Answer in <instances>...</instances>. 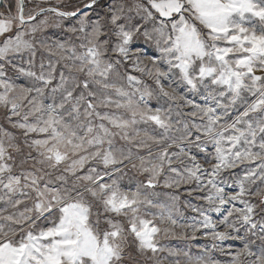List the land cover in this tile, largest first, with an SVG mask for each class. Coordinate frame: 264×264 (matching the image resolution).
<instances>
[{"label":"snow or ice","instance_id":"obj_1","mask_svg":"<svg viewBox=\"0 0 264 264\" xmlns=\"http://www.w3.org/2000/svg\"><path fill=\"white\" fill-rule=\"evenodd\" d=\"M0 117V264H264V0H0Z\"/></svg>","mask_w":264,"mask_h":264},{"label":"rangeland","instance_id":"obj_2","mask_svg":"<svg viewBox=\"0 0 264 264\" xmlns=\"http://www.w3.org/2000/svg\"><path fill=\"white\" fill-rule=\"evenodd\" d=\"M0 119H2V117H0ZM196 240L199 241L200 243L204 242L203 238L200 237L199 234H197ZM162 242L169 244L171 247H184V239L183 238L172 237V238H169L168 240H165ZM195 244H196V241L191 242V246L193 247V251H198V249L195 247Z\"/></svg>","mask_w":264,"mask_h":264}]
</instances>
